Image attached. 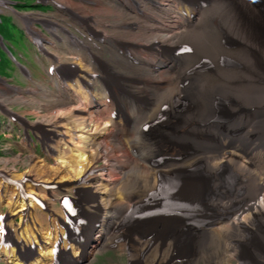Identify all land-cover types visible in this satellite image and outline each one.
<instances>
[{
	"label": "bare ground",
	"instance_id": "6f19581e",
	"mask_svg": "<svg viewBox=\"0 0 264 264\" xmlns=\"http://www.w3.org/2000/svg\"><path fill=\"white\" fill-rule=\"evenodd\" d=\"M55 1L49 0L70 17L67 23L52 14L26 16L49 23L48 32L61 43L54 48L74 55H56L52 76L58 65L75 66L76 80H57L56 87L59 95L76 93L83 108L67 110L76 99L57 98L51 111L58 112L48 121L53 128L44 132L55 163L63 159L68 169L52 167L60 172L51 178L39 173L6 175L15 181L10 185L12 196L17 195L13 203L18 200L28 208L9 211L7 217L19 219L16 225L11 218L6 225L0 216L1 256L11 264H86L95 249L116 246L127 250L129 264H264L258 237L264 244V0H176L174 13L160 0H149L140 29L156 33L150 32L144 45L104 37L90 19ZM132 2L137 16L144 17L139 3L145 1ZM70 26L82 29L83 39L71 33ZM29 29L49 51L46 44L54 41L32 25ZM133 37L137 40L138 35ZM107 53L113 66L104 65L100 57ZM138 54L155 59L153 79L124 77L138 74L137 66H142L137 60L150 65ZM93 84L104 86L101 95L90 90ZM87 99L103 102L94 111ZM118 121L125 123L123 129ZM100 133L103 143L97 138ZM78 142L80 157L65 160L76 154L71 149ZM102 159L106 164L101 175L114 178L108 184L95 181L101 178L95 170ZM223 175L236 179L234 188L222 182ZM23 177L56 185L36 187L38 182L32 185ZM163 177L179 183L171 194L195 199L209 217L158 214L157 187ZM3 199L0 194V202ZM59 199L64 205L54 208ZM38 204H49L45 213L38 214ZM182 229H191L192 242L177 233ZM43 234L51 237L41 239ZM252 242L258 248L246 257Z\"/></svg>",
	"mask_w": 264,
	"mask_h": 264
},
{
	"label": "rangeland",
	"instance_id": "374dc122",
	"mask_svg": "<svg viewBox=\"0 0 264 264\" xmlns=\"http://www.w3.org/2000/svg\"><path fill=\"white\" fill-rule=\"evenodd\" d=\"M6 1H9V2L11 1V2L16 3V11L22 10L17 4H31L33 6H36V8H34L35 10H33L35 12H27V13L37 14L36 11H40L42 13H44V11H45V15L52 14L53 16H56V17L60 16L59 17L60 23H64V24L67 23V21L70 19V17L66 13H63L62 11L57 9L56 6H54L49 1H47V3L45 4V6L51 7V8H49L48 11H46L47 7L37 6V0H6ZM144 1L145 2H143V3H139V4L143 5V8H145V11L143 14L144 17H140V16L138 17L136 11H133L132 0H126V1L125 0H117V1L116 0H107V2H106V0L105 1L104 0L103 1H101V0H56L55 2L59 3L60 6H64L69 11H72V12L78 14L80 17H86V18L90 19V21L92 22L91 25L93 27H96L97 29L101 30L103 32L104 37L112 35L115 39H119V38L122 39L124 43L135 42L138 45H144L145 42L144 41L142 42V40H145L148 37L150 32H151L150 33L151 35H152V33H156V32H152V31L147 32V30H142V28L140 29L141 26L145 25L144 18L149 13L148 7L150 6V2H149V0H144ZM169 1L165 0L164 2H162L160 0L159 2L162 5L164 4L163 5L164 7L169 6V8H171L172 12L174 13V11L177 8L172 3H175L176 0H173V1L169 0ZM260 2H263V1H260ZM101 3H103V4H101ZM213 3H214V0H213ZM104 4H105V6H104ZM117 5H122V6H117ZM176 5L178 7L179 1L176 2ZM213 6H214V4H213ZM0 10H1L0 19H1V23H2V25L0 23V33H1V36L3 37L5 43L8 45L9 49L11 50V51L8 50V52L6 53L3 50V48L0 46V77H4L6 79H9L8 84H10L13 87H19L18 89H20V91L16 92L18 89L13 88V87H9V88L3 87L0 83V86H2V87H0V106L6 107V105L11 104V105H9V107L11 109H14V111H18L20 114L24 115V116L19 115L20 117L24 118L23 119L24 125H23V123H20L19 121L18 122L15 121V122L10 123L8 118L5 119V117L3 115L4 112H0V114L3 115V117L0 115V174H1V176H0V194H2V196L5 197V199H3L0 202V216L5 217L6 220L8 218L9 219L11 218L13 221V224L15 223L14 225H16L19 223V219L16 217V215L15 216L13 215L11 217H7L9 211H12L16 207V211L14 212L16 214L18 211H21V210H24V212H25L28 207H24L23 205L25 203L24 202L19 203L18 200L16 201V203H13V200L16 198L17 195L14 197L12 196V190L13 189L10 188V185L8 183H4L5 180H4V178H2V175L4 174V176L6 177V175H8L9 172H14V173H18V175H20L18 178H20L21 175L26 176L28 173H30V174L39 173L41 176H44L45 178H51V176L55 172H58V173L60 172L59 168L62 167V171L68 169V168L64 169V164H63L64 162L62 161L63 159L58 158L57 160L59 161V163H57V162L55 163V160H56L55 156L56 155H54L53 153H51L47 150V149H49L50 146L48 147L47 141H45V139H44V137H45L44 132H48V130L53 128V125L48 123V121L52 120L53 119L52 116H54V114L55 113L57 114V112H58V111H56V112L51 111V109L54 108V106H52L53 102L57 98H60L62 96V97H64L63 100L64 101L66 100L67 102H69V100H71V98L73 101H75V99H76V102L73 103L74 106L69 107L68 109L66 108L67 110H70V108L71 109L78 108L77 107L78 103H81V101H83V100H81V98L79 96L77 97V94L73 93L72 90H67V93H65V96H67V97H65L64 94L63 95L58 94L59 90L56 87L57 78L55 76H47L45 73L46 67L49 64H54L53 59L50 57V55L44 56L41 53H36L37 57H34V55H32L30 52H28V49L32 50V47L30 46V43H28L29 41L27 39V35L24 33L22 28L19 25H17L16 23H14L15 20H17V18L14 16V14L11 11H9V9L0 7ZM173 13H171V14H173ZM123 14L125 17L123 16ZM5 15L6 16H9V15L14 16L15 18L13 20V17L7 18V17H5ZM134 15H135V17H132ZM102 21H104V22H102ZM120 23H122V25H120V26L116 25V24H120ZM146 24H148V23H146ZM106 27H111V28H107L105 30ZM207 27L208 26L203 27V28H207ZM203 28H199V29H203ZM69 29H70L71 33H73V34L77 35L78 37H80L81 39H83V35L80 34V32L78 31V30H82V29L72 27V26H70ZM194 29H196V28H194ZM121 31H123V32H121ZM46 35L51 41H54L53 44L52 43L46 44L48 49L50 50V51L47 50L48 53L57 55L61 59L66 58V57H74L73 54H69L65 49H58V50L55 49L54 46L57 44L61 45V43L58 40H54L52 35H50V34H46ZM118 35H120V36H118ZM135 35H138V37L136 38L137 40H131V39H134L133 36H135ZM121 36H122V38H121ZM123 38H125V39H123ZM109 47L112 48L111 45H109ZM58 48H60V46ZM33 53H34V51H33ZM24 57L27 59L28 62L24 61ZM100 57L103 60L104 65H107V64L109 65L111 63L112 56L109 53L105 54V56L100 54ZM138 57L140 59L148 58L145 54H138ZM150 58L151 59L148 58L151 62L150 65L148 64V62L143 63V62H141V60H137L139 63H141L140 66H142V67L137 66L138 74L126 73L124 75V77H126V79L127 78H130V79L141 78V79H144L146 81L153 79L152 77L155 75L152 76V74H151L152 73L151 72V70H152L151 65L154 64L155 59H153V57H150ZM15 59H16V62L26 63V65L33 71L34 77H35V75L38 77V79L35 81V84H37L36 87H34L35 86L34 83L31 84V83L21 79L17 75L19 73V69H18L17 65L15 64ZM84 61L87 62L88 65L91 64V62H89L88 59L87 60L84 59ZM40 62L45 63V65H42V67H45L44 68V73H45L44 75H42L41 73H39V74L37 73V67H38ZM110 65L113 66L112 63ZM172 65H174V64H171L170 66H172ZM93 66L95 67V64ZM127 66L128 65L126 62L125 67H127ZM144 66H146V67H144ZM112 68L115 69L114 67H112ZM107 69L111 73L112 76H114V77L116 76L118 78V80H120L119 74H117L113 70H110L109 68H107ZM119 72H121V71L119 70ZM140 73H141V75H140ZM98 75H99V73H98ZM99 77H101V76L99 75ZM52 78L56 79V80H54V82H55L54 84L52 82ZM121 85H123V84L121 83ZM103 88H104V86L93 84L92 89H90V90L91 91L95 90L98 92V94L101 95ZM22 89H32V90H28V91L23 92ZM25 93H28V94H25ZM68 94H70L71 96L70 95L68 96ZM86 101H88V103L91 104L90 100L87 99ZM102 102H103V100L102 101L98 100L94 104H91L94 107L93 110L97 111L96 108H97L98 104H100ZM131 103L132 102H129V104H131ZM78 106L80 108H83L81 105H78ZM112 107H114V103L109 106V108L106 112H109L110 108L112 109ZM90 111H92V109ZM56 114H55V116H56ZM36 124H40L41 127H43L42 130H38V128H39L38 127L36 130L34 129V131H33L32 127L31 128L29 127V126H34ZM118 124H119L118 126L120 128H122V129L124 128L123 127L125 125L124 122L118 121ZM26 131H28L30 136L31 135L33 136L32 141H28V139H27V141H25L23 139V137H24L23 133H25ZM62 135L64 136V134H62ZM166 135H168V134H166ZM97 138L102 143L104 142V135L102 133H100L97 136ZM158 138H159V131H158ZM76 144L78 146H75ZM76 144H74L73 148L71 149V150L74 149L73 151H75L76 154L74 152V154H75L74 156L67 155L65 157V160L71 161L73 159L80 157V154H79L77 147H80L81 145L79 142ZM205 146L209 147L208 143H206ZM35 148L37 149V155H35L33 153ZM105 164H106V162L104 161V159H102L98 163V167L96 168L95 171H98L96 175L98 177L101 176V178L100 179L97 178L95 181L96 182L107 181V184H108L114 178L110 177L108 175H106V176L101 175L102 174L101 167ZM52 167L53 168L55 167V169H59V170L58 171L54 170ZM112 174H114V173H112ZM7 177H9V176H7ZM23 178H27L29 180V181H26L27 183L28 182L30 183L33 181L32 185H34L38 182L37 183L38 185L36 187H39L41 185V182H39L40 180H38V179L33 178L30 181V179L28 177H23ZM107 179H109V180H107ZM34 182H36V183H34ZM53 182H55V181H50V182L45 183V184L42 183L41 186L42 187L46 186V187L52 189V188H54V184H55ZM163 182H164V180L162 178L161 182L159 183V185L157 187L159 189V190H157L158 194L160 193V187L163 184ZM165 182H170V180L166 179ZM71 184H73V183H71ZM70 190H72V189H70ZM173 190H174V188L172 187L169 189V192H172ZM103 192L105 194L104 190H103ZM69 193H71V192H69ZM9 194H11V196ZM71 194H73V193H71ZM159 196H160V194H159ZM12 197H13V199H12ZM31 197H34V196H31ZM25 198L27 199L28 196H26ZM21 199L23 200L22 197H21ZM27 200H28L27 202H29V203L31 202V201H29L30 198H28ZM47 205H49V204H47ZM47 205H45V207H43V208L40 206H37L39 208L38 214L45 213V208L48 207ZM62 205H64L63 201H61L59 199L58 202L57 201L55 202L53 207L59 209L62 207ZM29 212H30V210H29ZM25 217H26V215H23L22 218L25 219ZM8 220L6 221V225H7ZM2 231H3V229H2ZM190 232H192L191 229H182L177 233L178 234L182 233V236L186 240H188L190 243L194 240V237L192 236V234ZM45 237L50 238L51 236L50 235L47 236V234H43V236H41V239H43ZM258 237L260 238L259 240L261 241V244L264 246V244L262 242L263 238H261L260 236H258ZM2 238H3V236H2ZM41 239H39V238L37 239L38 243L41 241ZM257 248H258V245L253 243V250L248 249L246 251V257H249L250 255H252L254 250ZM1 249H2V246L0 245V250ZM94 251L89 256L88 262H86V264H129V262H130V256H129V253L127 252V250L121 249V248L116 247V246H113V247L108 246L105 249L100 248L97 250L96 253H94ZM6 255L8 257H10L7 254V252H6ZM73 259H76V258H73ZM0 264H11V263L5 261L4 257L1 256V252H0ZM201 264H204V263H201ZM232 264H237V262L233 261Z\"/></svg>",
	"mask_w": 264,
	"mask_h": 264
},
{
	"label": "clouds",
	"instance_id": "9594fccd",
	"mask_svg": "<svg viewBox=\"0 0 264 264\" xmlns=\"http://www.w3.org/2000/svg\"><path fill=\"white\" fill-rule=\"evenodd\" d=\"M1 1H3V2H5L4 4H3V6H0V7H2V8H6V9H9V11H11L13 14H14V16L16 17V13H19L20 11H16V3H14V2H9V1H6V0H1ZM19 7H20V5L19 4H17ZM21 8V7H20ZM24 10H28V8H24ZM35 10V9H34ZM30 12H35V11H33V10H31ZM0 14H1V10H0ZM14 16H6L5 15V17H7V18H9V17H13V20H14ZM16 21V20H15ZM0 22H1V19H0ZM15 23V22H14ZM0 35H1V33H0Z\"/></svg>",
	"mask_w": 264,
	"mask_h": 264
},
{
	"label": "trees",
	"instance_id": "16d2710c",
	"mask_svg": "<svg viewBox=\"0 0 264 264\" xmlns=\"http://www.w3.org/2000/svg\"><path fill=\"white\" fill-rule=\"evenodd\" d=\"M19 5H20L21 8H30V7H32L31 5H28V4H19ZM1 25H2V23H1Z\"/></svg>",
	"mask_w": 264,
	"mask_h": 264
},
{
	"label": "water",
	"instance_id": "95a60500",
	"mask_svg": "<svg viewBox=\"0 0 264 264\" xmlns=\"http://www.w3.org/2000/svg\"><path fill=\"white\" fill-rule=\"evenodd\" d=\"M4 3H5V2H3V1L0 0V6H3Z\"/></svg>",
	"mask_w": 264,
	"mask_h": 264
}]
</instances>
